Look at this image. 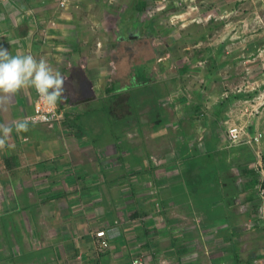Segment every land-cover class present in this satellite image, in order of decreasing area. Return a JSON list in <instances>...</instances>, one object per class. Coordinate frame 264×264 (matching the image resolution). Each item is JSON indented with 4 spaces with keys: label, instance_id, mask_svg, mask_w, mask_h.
<instances>
[{
    "label": "crops",
    "instance_id": "0c3cea01",
    "mask_svg": "<svg viewBox=\"0 0 264 264\" xmlns=\"http://www.w3.org/2000/svg\"><path fill=\"white\" fill-rule=\"evenodd\" d=\"M135 7L112 23L104 0H0V48L65 77L59 123L30 120L34 89L0 94V125L28 124L0 147V264H264V106L187 85Z\"/></svg>",
    "mask_w": 264,
    "mask_h": 264
},
{
    "label": "rangeland",
    "instance_id": "374dc122",
    "mask_svg": "<svg viewBox=\"0 0 264 264\" xmlns=\"http://www.w3.org/2000/svg\"><path fill=\"white\" fill-rule=\"evenodd\" d=\"M104 1L116 10V13L110 12L108 17L113 23L121 16L122 20L128 14L133 0H126L128 1L126 4L123 3L125 0ZM138 1L136 0V4ZM141 2L146 3V9L142 13H146L144 19L146 17V20L152 23L148 30L156 40L155 47H158V43L160 45L156 53L164 52L165 55H169L172 71L177 72L179 76L181 73L178 68L181 64L187 71L198 73L196 79L186 82L187 85L194 84L196 80L204 87L220 84L227 91L234 92L245 87L246 90L251 89L255 94L254 98L258 95L257 91L264 93V0H141ZM219 50H222L223 54L219 58V64L224 60H229L230 64L220 68L218 73L212 74L210 67L215 64L211 65V55ZM188 74L187 72L182 76ZM227 75L230 78L223 79ZM183 78L181 77L180 83ZM181 86L185 87L183 83ZM190 114H194V111ZM233 117L232 115L230 123L235 121ZM115 123L111 129L103 125L100 138L108 139L107 132L116 129ZM12 233L17 239L16 231L12 230ZM135 259H139L143 264L142 259L134 258L132 261Z\"/></svg>",
    "mask_w": 264,
    "mask_h": 264
},
{
    "label": "clouds",
    "instance_id": "9594fccd",
    "mask_svg": "<svg viewBox=\"0 0 264 264\" xmlns=\"http://www.w3.org/2000/svg\"><path fill=\"white\" fill-rule=\"evenodd\" d=\"M65 77L44 59H36L31 54L15 55L0 48V94L14 95L20 90L34 89L38 98L49 108H55L64 99ZM23 120L12 126L0 125V147H4L13 130L27 131Z\"/></svg>",
    "mask_w": 264,
    "mask_h": 264
},
{
    "label": "built area",
    "instance_id": "2783aa9c",
    "mask_svg": "<svg viewBox=\"0 0 264 264\" xmlns=\"http://www.w3.org/2000/svg\"><path fill=\"white\" fill-rule=\"evenodd\" d=\"M257 97L254 98V103L252 106L257 104L258 107L262 106L264 103V93L257 92ZM255 111H251L250 114L246 116L254 115ZM63 119V113L59 110L58 106L55 108H49L43 104V102L38 98L36 93V100L33 106V115L30 117L32 122H41L46 124L59 123ZM239 124L233 123L227 129V140L230 146H236L241 143H247V123L239 121ZM260 134L253 137L251 141L257 140ZM259 199H260V218L264 220V185L259 189ZM97 237H104V232L96 234ZM132 264H141L139 259L132 261Z\"/></svg>",
    "mask_w": 264,
    "mask_h": 264
},
{
    "label": "trees",
    "instance_id": "16d2710c",
    "mask_svg": "<svg viewBox=\"0 0 264 264\" xmlns=\"http://www.w3.org/2000/svg\"><path fill=\"white\" fill-rule=\"evenodd\" d=\"M136 5H137V7H135V8L137 9L138 6H139V7L146 6V3H145V2H141V0H139L138 3H137ZM131 14H132V13H129V15H131ZM149 25H152L151 21H149ZM148 27H149V26H148ZM145 31L147 32V31H150V30L145 29ZM221 52H222V50L217 51L218 54H221ZM183 70H184V69L182 68L180 71H183ZM213 70H214V67H212V68L210 69V72H212Z\"/></svg>",
    "mask_w": 264,
    "mask_h": 264
}]
</instances>
